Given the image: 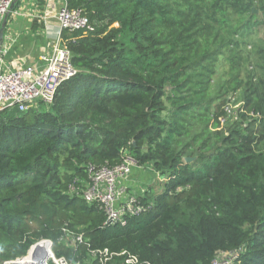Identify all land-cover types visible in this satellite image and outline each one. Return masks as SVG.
<instances>
[{
	"label": "trees",
	"instance_id": "obj_1",
	"mask_svg": "<svg viewBox=\"0 0 264 264\" xmlns=\"http://www.w3.org/2000/svg\"><path fill=\"white\" fill-rule=\"evenodd\" d=\"M65 3L92 27L61 31L75 73L51 103L0 111V264L41 240L70 264H126L123 250L150 264L228 251L230 264H264V38L250 37L264 0ZM124 156L160 191L106 223L70 186Z\"/></svg>",
	"mask_w": 264,
	"mask_h": 264
},
{
	"label": "built area",
	"instance_id": "obj_2",
	"mask_svg": "<svg viewBox=\"0 0 264 264\" xmlns=\"http://www.w3.org/2000/svg\"><path fill=\"white\" fill-rule=\"evenodd\" d=\"M13 3L14 0H0V25L4 17L11 12ZM56 18L59 24L57 40L49 53L40 56L43 64L41 69L37 70L33 66H25L9 70L0 65V111L10 108L24 111L37 106L39 102L51 103L58 84L75 73L76 70L71 64L70 53L61 42V31H86L92 27L81 9H69L66 4L59 9ZM134 166L140 165H137L132 158L124 156L120 164L102 166L97 169L90 168L89 183L82 189L70 186V191L79 193L88 202L98 203L106 216V223L120 222L123 224L125 213L136 214L143 210V207L137 202L136 196L128 194L122 182L127 179ZM41 241L48 244V251H50L46 264H50V262L53 264H70L65 258L54 256L49 240ZM41 241L36 242L27 254L29 255L35 245ZM79 241H81L80 235L72 238V243ZM92 254H97L100 262L103 263L112 253H108L104 249ZM116 255L123 256L126 264H150L147 261H140L136 255L124 250L116 253ZM236 255L235 251L218 253L210 264H230ZM20 259L6 261L3 264L18 263ZM49 259L51 260L48 261Z\"/></svg>",
	"mask_w": 264,
	"mask_h": 264
},
{
	"label": "crops",
	"instance_id": "obj_3",
	"mask_svg": "<svg viewBox=\"0 0 264 264\" xmlns=\"http://www.w3.org/2000/svg\"><path fill=\"white\" fill-rule=\"evenodd\" d=\"M65 4V0H16L6 16L0 65L9 70L25 66L41 69L40 56L49 53L56 43V14ZM160 180L151 167L134 166L122 182L127 193L136 196L146 191L158 193Z\"/></svg>",
	"mask_w": 264,
	"mask_h": 264
},
{
	"label": "bare ground",
	"instance_id": "obj_4",
	"mask_svg": "<svg viewBox=\"0 0 264 264\" xmlns=\"http://www.w3.org/2000/svg\"><path fill=\"white\" fill-rule=\"evenodd\" d=\"M48 244L44 241H41L39 244L35 245L33 250L24 258H21L18 261V264H46L48 259Z\"/></svg>",
	"mask_w": 264,
	"mask_h": 264
},
{
	"label": "rangeland",
	"instance_id": "obj_5",
	"mask_svg": "<svg viewBox=\"0 0 264 264\" xmlns=\"http://www.w3.org/2000/svg\"><path fill=\"white\" fill-rule=\"evenodd\" d=\"M251 39H255V38H264V28L263 29H256L255 31H253L251 33ZM221 65V64H220ZM225 69V65L220 66L219 70L220 72L223 71ZM219 72V73H220ZM38 104V103H37ZM143 167H150L149 165H144ZM152 169V168H151ZM153 175V174H152ZM155 176V175H154ZM157 181V180H156ZM28 255V254H27ZM51 259H49L48 261H50Z\"/></svg>",
	"mask_w": 264,
	"mask_h": 264
},
{
	"label": "water",
	"instance_id": "obj_6",
	"mask_svg": "<svg viewBox=\"0 0 264 264\" xmlns=\"http://www.w3.org/2000/svg\"><path fill=\"white\" fill-rule=\"evenodd\" d=\"M16 0H14V2H15ZM13 5H14V3H13ZM13 5H12V7H13ZM252 12H255V9L254 8H252ZM5 22H6V16L4 17V19L2 20V23H1V25H0V47H1V45H2V43H3V29H4V27H5ZM192 158H190V157H186L185 158V161H190ZM13 264H18L17 262H14Z\"/></svg>",
	"mask_w": 264,
	"mask_h": 264
}]
</instances>
